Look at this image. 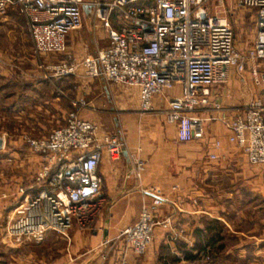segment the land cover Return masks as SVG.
<instances>
[{
	"label": "built area",
	"instance_id": "built-area-1",
	"mask_svg": "<svg viewBox=\"0 0 264 264\" xmlns=\"http://www.w3.org/2000/svg\"><path fill=\"white\" fill-rule=\"evenodd\" d=\"M209 0H0V17L8 9L24 18L32 53L63 54L65 60L40 65L45 76L56 78L80 68L86 77L138 89V109H152V97L166 103L163 117L174 126L178 142L204 137L200 113L221 110L208 100L210 88L223 86L230 71L264 90V0H232L253 13V41L244 52L234 46L233 30L226 18L207 10ZM222 1V0H220ZM106 34V45L79 61L66 53L65 37L79 29L83 10ZM63 124L39 138L24 137L23 143L39 157L31 185L0 191L7 204L4 238L21 246L43 240L47 232L65 236L70 227L87 228L99 205L102 154L117 159L121 137L98 133L91 120L78 116L80 104L72 101ZM220 120L228 130L226 141L235 146L248 165L264 169V100L250 96L240 110ZM211 146L219 149V140ZM216 159L215 153L207 155ZM133 180L140 182L144 164L139 150L131 155ZM150 197L137 219L123 227L116 238L132 254L143 252L156 226L169 228V219L156 218L157 207L167 203L156 185L140 186ZM207 257V256H206ZM114 264H128L124 251Z\"/></svg>",
	"mask_w": 264,
	"mask_h": 264
},
{
	"label": "crops",
	"instance_id": "crops-1",
	"mask_svg": "<svg viewBox=\"0 0 264 264\" xmlns=\"http://www.w3.org/2000/svg\"><path fill=\"white\" fill-rule=\"evenodd\" d=\"M82 12L80 28L65 37L67 51L78 59L107 43L104 29L85 9ZM12 13L17 14L8 9L1 19L5 20ZM13 41L16 42L17 37ZM245 72L242 82L230 71L225 85L210 88L208 100L218 103L221 110L199 114L205 134L202 139L191 142L176 140L174 126L166 123L162 116L166 103L157 96L152 97V102L158 115L141 114L138 113L137 87L114 85L103 78H85L82 74L76 77L87 104L78 112L79 118L95 122L99 134H117L124 148L114 160L102 154L97 164L102 182L99 205L90 225L85 229L72 226L65 236L47 232L35 245L37 250L27 253L26 258L32 257L30 263L114 264L117 255L124 251L128 264H264V224L261 233H255L256 222L243 224V210L249 209L247 205L251 202L249 198L246 202L241 198L263 192L264 184H258L264 181V169L248 165L235 146L227 143L228 130L220 120L222 115L225 118L233 116L252 96L250 79ZM68 78L71 77H59L54 81L65 82ZM40 82L50 83L48 79L26 80V86L33 90ZM20 94L17 89L10 90L8 97ZM51 129L42 130V136ZM213 139L219 140L221 147L217 150L211 146ZM135 150H139L144 164L140 182L133 180L131 174L130 158ZM210 153L216 154L213 161L207 158ZM13 156L18 159L12 175L17 179L15 184L29 187L38 166V155L19 151ZM30 166H35L31 174ZM11 177L9 179H13ZM151 185L158 186L168 201L157 207L156 218L168 217L169 228L156 226L145 250L134 255L116 236L137 219L141 208L150 205V197L142 194L139 187ZM6 208L7 204L0 201V213ZM247 217L252 219L250 215ZM209 220L218 221L220 239L213 247L207 244L196 252L195 245L201 246L204 241L195 239V232ZM1 228L0 222V231ZM4 255H0V264L18 263L4 259ZM19 260L23 262L20 257Z\"/></svg>",
	"mask_w": 264,
	"mask_h": 264
},
{
	"label": "rangeland",
	"instance_id": "rangeland-1",
	"mask_svg": "<svg viewBox=\"0 0 264 264\" xmlns=\"http://www.w3.org/2000/svg\"><path fill=\"white\" fill-rule=\"evenodd\" d=\"M205 7L212 14L221 17L225 16L227 22L230 23L233 30L234 46L237 52H244L251 46L254 38L253 14L251 11L235 6L232 0H209ZM12 14L7 16L5 20L0 17V139L2 142L0 147V191L13 190L17 185L14 182L16 178L12 176L18 165L17 156H13L14 152L17 155L19 151L25 154L32 152L23 143L24 137L37 138L42 136V130L48 131L50 128L61 125L63 122L62 118L66 112L72 109V105H70L72 101L82 104L79 111L87 107L83 93L84 90L75 81V78H78L80 74H82V77L87 78L82 73V70L76 68L69 75L56 76V78L71 77L65 82L54 81L56 78L45 76L46 71H43L39 66L55 64V62L65 60V55L44 54L39 57L35 56L32 53V49L29 50L26 44L27 31L25 29L24 18L22 19L19 14ZM14 37H17L16 42L13 41ZM66 53L74 59V62L81 59L73 57L67 51V48ZM259 67L261 71H264L263 61L260 62ZM246 72L244 74H247ZM40 79H48L50 83L40 82L38 87L33 90L30 89V86H26V80L36 81ZM16 89L22 94L9 98L8 92ZM250 90L252 96H258L264 100V90L255 87L252 83ZM157 112L159 111L154 108L153 104L152 109L149 111L142 112L138 109V113L141 114H157ZM33 167L30 166V174ZM8 176H12L11 178L13 179H9L10 177L8 178ZM263 184L264 181L258 184V186H263ZM262 191V193H257L254 196L245 195L241 197L243 201L249 198L251 202L250 205H247L249 209L246 207L247 209L243 210L242 214L245 219L242 222L247 225L256 222L255 233H261V226L264 224V190ZM252 207H254V210H252ZM7 212L8 209L6 208L1 210L0 213V222L2 224L0 231V253H5L4 259L11 260L12 263L31 264L30 258L32 257L26 258V256L29 250H37L35 245L38 242H31L15 247L9 245L4 238L3 230L7 221ZM249 215L252 219H248L247 216ZM19 257L23 262H20ZM17 258L18 260H16Z\"/></svg>",
	"mask_w": 264,
	"mask_h": 264
},
{
	"label": "trees",
	"instance_id": "trees-1",
	"mask_svg": "<svg viewBox=\"0 0 264 264\" xmlns=\"http://www.w3.org/2000/svg\"><path fill=\"white\" fill-rule=\"evenodd\" d=\"M220 225L218 221L209 220L205 222L204 227L200 229V231L195 232V239H203L204 243H201V246L196 247V252L201 251V249L205 248L207 244L210 245V247H213V243L220 239L219 232H220ZM215 249V247H214Z\"/></svg>",
	"mask_w": 264,
	"mask_h": 264
},
{
	"label": "water",
	"instance_id": "water-1",
	"mask_svg": "<svg viewBox=\"0 0 264 264\" xmlns=\"http://www.w3.org/2000/svg\"><path fill=\"white\" fill-rule=\"evenodd\" d=\"M0 144H1V139H0Z\"/></svg>",
	"mask_w": 264,
	"mask_h": 264
}]
</instances>
